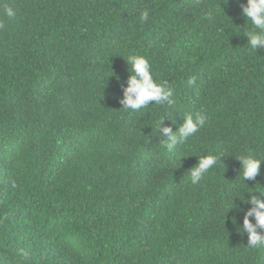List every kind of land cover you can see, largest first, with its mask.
I'll return each instance as SVG.
<instances>
[{
    "label": "trees",
    "instance_id": "obj_1",
    "mask_svg": "<svg viewBox=\"0 0 264 264\" xmlns=\"http://www.w3.org/2000/svg\"><path fill=\"white\" fill-rule=\"evenodd\" d=\"M244 3L0 0V264H264L238 231L239 197L264 191V162L247 186L235 159L264 158V48ZM132 54L174 106L122 109ZM199 110L206 126L169 153L159 123ZM213 151L225 167L193 185Z\"/></svg>",
    "mask_w": 264,
    "mask_h": 264
},
{
    "label": "clouds",
    "instance_id": "obj_2",
    "mask_svg": "<svg viewBox=\"0 0 264 264\" xmlns=\"http://www.w3.org/2000/svg\"><path fill=\"white\" fill-rule=\"evenodd\" d=\"M242 15L246 17L247 22L250 21L252 30L245 32L248 39V46L252 50L264 48V0H246L241 5ZM4 14L7 17H14L16 11L12 7H6ZM150 12L145 9L139 12V21L145 23L149 20ZM209 18L212 13L208 14ZM3 24L0 23V28ZM130 65V76L127 85L123 87V97L120 101L122 109L127 111H139L149 107V105H167L169 108L174 106V89L168 81H160L154 77L153 66L144 55L132 54L127 57ZM194 81H189L193 83ZM167 117V116H166ZM164 117L157 127V135L160 136L161 146L169 153L178 149L180 145L185 144L189 138L195 136L208 123V115L206 111L199 110L196 112H188L184 115V122L179 125L176 131L171 126L164 125ZM173 123H176L173 120ZM225 154L220 151H213L198 156V162L193 166L188 174L193 185L198 184L212 169L218 165H224ZM240 162V170L238 177L241 178L243 184L245 181H256L261 174V164L264 158L249 151L247 154L235 156ZM248 186V185H247ZM249 188V187H248ZM252 189V188H249ZM256 192L264 193V191H248V198L241 201L251 205V207L239 209L233 204L231 208L237 207L238 211L243 212V224L238 228L240 233H246L248 237L247 247L250 249H259L264 247V199L260 198Z\"/></svg>",
    "mask_w": 264,
    "mask_h": 264
}]
</instances>
